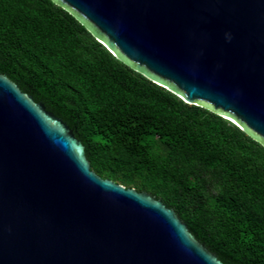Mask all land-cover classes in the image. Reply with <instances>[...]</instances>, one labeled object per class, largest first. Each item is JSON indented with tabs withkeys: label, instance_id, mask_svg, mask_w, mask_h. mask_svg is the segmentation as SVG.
Returning a JSON list of instances; mask_svg holds the SVG:
<instances>
[{
	"label": "water",
	"instance_id": "water-1",
	"mask_svg": "<svg viewBox=\"0 0 264 264\" xmlns=\"http://www.w3.org/2000/svg\"><path fill=\"white\" fill-rule=\"evenodd\" d=\"M119 60L264 146V0H53ZM0 264H225L173 208L102 178L0 73Z\"/></svg>",
	"mask_w": 264,
	"mask_h": 264
},
{
	"label": "trees",
	"instance_id": "trees-1",
	"mask_svg": "<svg viewBox=\"0 0 264 264\" xmlns=\"http://www.w3.org/2000/svg\"><path fill=\"white\" fill-rule=\"evenodd\" d=\"M0 73L60 117L91 169L174 209L225 264H264V146L115 57L53 0H0Z\"/></svg>",
	"mask_w": 264,
	"mask_h": 264
}]
</instances>
